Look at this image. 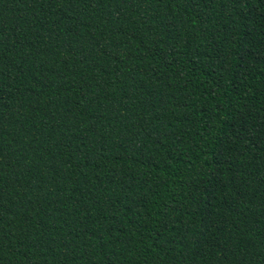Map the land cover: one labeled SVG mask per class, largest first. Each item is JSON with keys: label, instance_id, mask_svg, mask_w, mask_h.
Returning <instances> with one entry per match:
<instances>
[{"label": "trees", "instance_id": "obj_1", "mask_svg": "<svg viewBox=\"0 0 264 264\" xmlns=\"http://www.w3.org/2000/svg\"><path fill=\"white\" fill-rule=\"evenodd\" d=\"M0 264H264V0H0Z\"/></svg>", "mask_w": 264, "mask_h": 264}]
</instances>
